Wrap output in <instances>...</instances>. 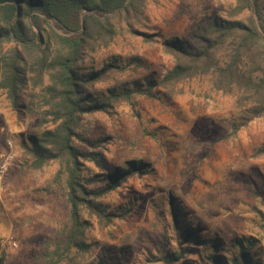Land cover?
<instances>
[{
    "label": "rangeland",
    "instance_id": "1",
    "mask_svg": "<svg viewBox=\"0 0 264 264\" xmlns=\"http://www.w3.org/2000/svg\"><path fill=\"white\" fill-rule=\"evenodd\" d=\"M237 7V0H148L137 30L157 33L154 39L159 41L190 39L209 17H231ZM249 16L255 19L248 10L234 19ZM50 25L56 28L54 22ZM134 57L143 67L131 64ZM115 59L125 71L95 84L96 91L106 92L114 84L144 90L149 80L158 84L175 65L160 43L126 35L89 54L85 66L100 69ZM208 86L195 81L185 95L172 98L132 93L129 101L114 103L110 114L84 117L83 134L101 141L95 151L109 167L140 160L152 171L102 200L109 212L133 203L126 219L100 224L83 214L91 223L86 232L89 250L72 248L63 264H98L103 256L108 264H166L162 259L179 250L178 219L181 226L184 221L211 239L254 237L264 254V156L256 154L264 144V117L234 134L231 100L214 96ZM37 123L34 116L14 110L0 92V165L9 164L0 184V253L5 264H45V254L62 241L70 225L66 161L37 169L22 146L23 138L36 133ZM84 163L88 174L100 172L92 162Z\"/></svg>",
    "mask_w": 264,
    "mask_h": 264
},
{
    "label": "trees",
    "instance_id": "2",
    "mask_svg": "<svg viewBox=\"0 0 264 264\" xmlns=\"http://www.w3.org/2000/svg\"><path fill=\"white\" fill-rule=\"evenodd\" d=\"M147 1L0 0V92L14 110L38 121L36 133L23 138L22 146L37 169L57 160L67 164L70 225L62 241L45 254V264H63L72 248L89 250L86 232L91 223L84 213L100 224L129 217L133 203L109 212L102 200L130 179L152 171L150 164L140 160L109 167L95 151L101 141L83 134L86 115L110 114L114 103L129 101L132 93L154 99L185 95L196 81L208 83L214 96L231 100L236 115L234 134L264 117V0H237L233 16L209 17L190 39L174 36L162 41L154 39L157 33L137 30ZM247 10L255 19H234ZM126 35L160 43L175 65L158 84L149 80L144 90L114 84L106 92L96 91L95 84L125 69L117 59L100 69L86 68L85 59ZM130 62L135 68L143 67L138 57ZM256 154L264 156V144ZM84 162H92L100 172L88 174ZM172 208L175 211L174 204ZM178 220L179 250L162 259L166 264H264L256 238L211 239L184 221L181 226ZM0 264H5L1 253ZM98 264H108L107 258L103 256Z\"/></svg>",
    "mask_w": 264,
    "mask_h": 264
},
{
    "label": "built area",
    "instance_id": "3",
    "mask_svg": "<svg viewBox=\"0 0 264 264\" xmlns=\"http://www.w3.org/2000/svg\"><path fill=\"white\" fill-rule=\"evenodd\" d=\"M9 144L11 145V143H9ZM8 166H9V164L6 161H5V163L0 165V184L3 182L5 175L9 170ZM14 246H16V245H14Z\"/></svg>",
    "mask_w": 264,
    "mask_h": 264
}]
</instances>
